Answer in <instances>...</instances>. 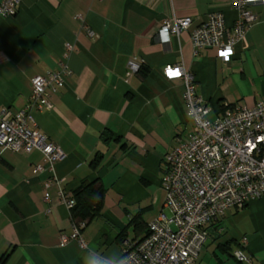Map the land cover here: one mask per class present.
<instances>
[{
    "label": "crops",
    "instance_id": "obj_1",
    "mask_svg": "<svg viewBox=\"0 0 264 264\" xmlns=\"http://www.w3.org/2000/svg\"><path fill=\"white\" fill-rule=\"evenodd\" d=\"M251 10L258 20L228 62L214 47L195 55L190 30L166 44L157 33L172 17H190L194 26L214 11L232 26L229 0H20L14 16H0V108L23 109L35 76L62 65L69 71L51 93L52 108L30 112L64 159L34 173L40 151L0 153V264H112L124 242L147 234L164 203L165 155L194 130L181 80L165 79L162 69L182 64L194 75L210 119L252 107L264 99V4ZM94 180L104 188L100 214L80 229L82 242L61 245L59 236L73 233L62 196ZM208 226L213 233L195 264H264V196ZM236 249L249 262H239Z\"/></svg>",
    "mask_w": 264,
    "mask_h": 264
},
{
    "label": "built area",
    "instance_id": "obj_2",
    "mask_svg": "<svg viewBox=\"0 0 264 264\" xmlns=\"http://www.w3.org/2000/svg\"><path fill=\"white\" fill-rule=\"evenodd\" d=\"M19 4L20 0H0V16H14ZM255 4H264V0H229L230 8L237 13L232 26L226 24L221 11L208 13L194 26L190 17H172L165 20L157 37L166 44L171 35L190 30L195 55L203 48L214 47L219 57L228 62L236 43L258 20L251 10ZM89 34L93 35L91 31ZM137 67L134 62L129 63L132 71ZM170 70L179 75L170 76ZM68 73L62 65L59 70L35 76L31 80L29 103L23 109L12 112L0 108V153L40 151L43 162L33 168L34 173L52 172L56 163L64 159L60 146L37 130L30 112L32 108H52L51 93L63 86ZM162 73L169 81L181 80L186 114L194 130L185 137H177L175 147L165 155L162 210L148 223V232L142 239L123 243L120 258L112 264H195L211 222L228 209L241 210L249 201L264 196V99L252 107L238 106L210 119L212 106L196 94L195 78L190 71L182 64H169ZM45 198H49L48 193ZM61 199L69 209L74 205L71 196ZM84 225L85 222L73 223V233L61 234L60 244L70 238L82 242L80 229ZM245 243L246 238H242L239 244ZM233 255L239 262L250 260L240 249Z\"/></svg>",
    "mask_w": 264,
    "mask_h": 264
},
{
    "label": "trees",
    "instance_id": "obj_3",
    "mask_svg": "<svg viewBox=\"0 0 264 264\" xmlns=\"http://www.w3.org/2000/svg\"><path fill=\"white\" fill-rule=\"evenodd\" d=\"M142 68L140 66V69ZM103 196L104 188L98 180L83 182L71 196L74 200V205L70 208L73 223H86L88 220L100 214Z\"/></svg>",
    "mask_w": 264,
    "mask_h": 264
},
{
    "label": "snow or ice",
    "instance_id": "obj_4",
    "mask_svg": "<svg viewBox=\"0 0 264 264\" xmlns=\"http://www.w3.org/2000/svg\"><path fill=\"white\" fill-rule=\"evenodd\" d=\"M169 75H170V76L179 75V72H172V71L170 70V71H169Z\"/></svg>",
    "mask_w": 264,
    "mask_h": 264
},
{
    "label": "water",
    "instance_id": "obj_5",
    "mask_svg": "<svg viewBox=\"0 0 264 264\" xmlns=\"http://www.w3.org/2000/svg\"><path fill=\"white\" fill-rule=\"evenodd\" d=\"M209 233H213V231L211 229L208 230Z\"/></svg>",
    "mask_w": 264,
    "mask_h": 264
},
{
    "label": "rangeland",
    "instance_id": "obj_6",
    "mask_svg": "<svg viewBox=\"0 0 264 264\" xmlns=\"http://www.w3.org/2000/svg\"><path fill=\"white\" fill-rule=\"evenodd\" d=\"M233 263V262H232ZM235 264V263H234Z\"/></svg>",
    "mask_w": 264,
    "mask_h": 264
}]
</instances>
